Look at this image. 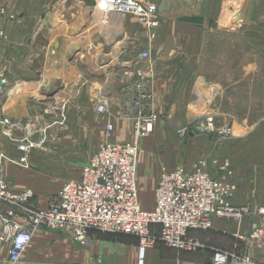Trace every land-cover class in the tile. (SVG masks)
<instances>
[{
  "label": "crops",
  "instance_id": "1",
  "mask_svg": "<svg viewBox=\"0 0 264 264\" xmlns=\"http://www.w3.org/2000/svg\"><path fill=\"white\" fill-rule=\"evenodd\" d=\"M143 1L155 3L162 17V25L157 31L154 43L148 42L146 34L133 24L132 19L131 22L128 21L129 24H124V31L113 39L106 38L103 33L93 36L94 24L101 30L106 27L100 26L91 17L93 8L91 0H34L35 8H38V22H31L32 38L27 46L24 41L27 36L26 31H19V29L17 36L13 38L9 30L10 23L5 22L2 29L7 36L4 39L0 37V83H4V97L0 103V112L12 120H23L31 112L30 110L35 108L32 107L33 102L41 104L38 103L41 99L31 96L33 93L38 91L41 95V89L47 91L56 88L62 81L73 85L77 74L83 75L91 82H93L91 79L103 81L108 76L114 85L110 86V90L117 92L115 75L121 74V70H125V62L135 57L137 50L133 47L136 45L139 48L138 53L142 49H151L159 59L158 75L153 82L154 109L159 114L167 116L173 123L181 124L186 122V119L196 118L201 107L206 106L205 102L199 101L198 98L200 94L211 89L212 83L202 79L198 75L200 68H194V65L197 66L201 60H208L210 64L217 65L210 61L217 58L211 52L212 45L215 48L218 44L225 45V58H233V54L239 57L240 68L245 76L264 73V33H261L264 31L258 30L261 22H264V0ZM46 7L48 14L43 18L40 12ZM22 23L20 28L27 27L26 22ZM250 27L255 28L257 39H260L256 51L249 50L247 32ZM234 41H241V44L244 41L245 46L238 47L237 52H234ZM227 51L231 53L228 54ZM78 56L84 58L78 60ZM29 75L31 78L28 81L20 80L19 76ZM90 75L92 78L89 77ZM21 83L27 88L30 83L32 85L30 89L28 88L29 95L26 97L14 94ZM99 83L104 82L93 83L94 88L103 87ZM66 84L64 86L68 88ZM242 87L243 92L246 91L243 98L248 97L249 102L247 106L244 104L245 101L241 105V114H243V108L245 110L242 123L249 122L245 117L253 112L258 114V118L259 115H263L264 122V107L253 102V99L259 96L253 93L258 86L252 83L246 89L243 83ZM226 91H230V88ZM84 92L85 95L81 98L80 114L77 109H72L68 113L64 136L74 137L81 142L75 129L78 124L82 127L85 125L93 129L98 128L96 140L87 133L82 136L83 141L87 140V147L82 146L74 150L73 147L57 149L56 155L50 158L51 161L46 163L33 161V163L29 162L28 166H24L20 164L16 151L21 135L14 134L6 137L0 132V145L7 154L5 174L12 189L16 192H22L28 188L34 190L36 194L34 203L40 209L47 208L50 198L57 195L67 181L80 178L83 168H80L81 161L87 159L83 164L85 165L104 142L105 121L99 122L94 114L95 111L90 107L96 92L88 86L83 90V94ZM232 98L233 96L226 93L227 102L224 108H221L220 104L219 107L215 106L216 108L208 107L209 111L221 115L225 124L236 121L238 114L233 106ZM39 106L35 109H41V105ZM204 110L207 109L201 111ZM111 121L116 130L110 141L131 142L134 135L133 126L129 123L121 124L116 115L111 118ZM261 131H264V125L258 126L252 137H256ZM57 157H62V160L65 158L64 164L58 162L60 159ZM160 163L150 150L143 149L139 161L138 187L139 201L145 211H153L155 208V191L164 172V168H160ZM76 167L80 171L78 178H75L74 173H70ZM177 167L174 166L171 169L165 167V169L172 172ZM187 169L191 168L187 167ZM145 193L152 196L153 199L150 202L142 200ZM250 227L251 222L248 219L237 224L215 220L212 230L194 231L190 232V235L198 238L205 246L238 253L243 246L238 235L247 236L250 233ZM151 232L159 235L161 227L154 225L151 227ZM88 238L89 243L83 245L60 232L39 229L24 254L23 264H139L140 242L137 236L92 230ZM213 257L212 249H205L196 254L180 252L169 249L160 242L146 251L144 264H213ZM7 259L8 247H5L0 250V264H6Z\"/></svg>",
  "mask_w": 264,
  "mask_h": 264
},
{
  "label": "built area",
  "instance_id": "2",
  "mask_svg": "<svg viewBox=\"0 0 264 264\" xmlns=\"http://www.w3.org/2000/svg\"><path fill=\"white\" fill-rule=\"evenodd\" d=\"M98 3V1L96 0ZM125 19L130 17L145 32L148 42L156 40L162 17L159 7L143 0H113ZM6 16L0 6V19ZM0 30V37H6ZM138 61L152 67V50L142 49ZM132 69H130L131 71ZM130 73L121 89L126 100L121 104V119L132 121L133 141L113 143L115 125L111 121L109 97L103 87H95L92 103L95 113L106 121L108 142L102 143L82 168L79 179L67 181L57 195L52 196L46 209L36 207L34 190L22 192L12 189L5 174L7 154L0 145V250L8 247L6 264H23L24 254L39 229H48L69 236L83 245L89 243L90 231L111 234L135 235L139 238V264H144L146 251L162 243L169 249L200 253L214 251L213 264H264V207L235 206L230 203L236 187L223 183L203 169L204 162L197 163L191 171L183 167L173 172L165 170L155 192L153 211L142 209L139 201L138 159L142 139L151 135L159 116L152 110L153 70L139 73L133 79ZM0 83V103L4 94ZM68 102H58L54 97L43 112V119L28 116L26 120H12L0 112V132L11 137L20 134L16 146L19 162L28 166L35 149L45 151L50 140H60L58 132L67 128ZM207 132H215L223 138H231V127L216 124L214 115H207L202 123ZM185 137L189 130L179 131ZM37 137V139L35 138ZM226 164L223 169L227 170ZM251 222L247 236L238 235L243 246L237 252L205 246L190 232L208 231L215 220L241 223ZM160 226L161 233L151 232L152 226Z\"/></svg>",
  "mask_w": 264,
  "mask_h": 264
},
{
  "label": "rangeland",
  "instance_id": "3",
  "mask_svg": "<svg viewBox=\"0 0 264 264\" xmlns=\"http://www.w3.org/2000/svg\"><path fill=\"white\" fill-rule=\"evenodd\" d=\"M91 1L93 3L91 17L93 18V20H96V22H98V17L100 14H96V10H100V8L98 7V3L96 2V0ZM33 2L34 0H0V6L3 8L5 7L6 9V16H3L0 19V30L4 34H6V32L2 28L5 22H9V30L12 32L13 38L17 36V31L19 29V31H26L27 36L24 38L26 46L31 43V22H38V8H35L36 5ZM40 13L44 18V16L48 14V8L46 7L45 10L42 9ZM125 20H127V22H125L124 24H129V22H131L130 17H127ZM22 22H26L27 27L20 28L23 25ZM133 24L137 25L141 29V27L135 22H133ZM259 29L264 31V22H261L258 30ZM141 31L145 33L142 29ZM92 32L94 34L93 36L98 34L102 35V30L99 27H96L95 24L92 27ZM247 33L249 35V50H258L257 45L258 40L260 39H257L255 28L250 27ZM5 36H7V34ZM105 37L107 38V36ZM2 39H4V37H2ZM230 46L231 45H229V47ZM233 46L234 52H237V48L241 46L244 47L245 44L244 41L242 42V44L241 41H234ZM133 48H136L138 53V46L136 45ZM232 49V47L231 50L230 48H227V50H230L231 52ZM230 51H227L229 52L228 54L231 53ZM211 52L217 58L211 59L210 61L217 63V65H215L214 63L210 64L208 60H201V62L197 66L194 65V68H200L198 70V75L201 76L202 79L212 83L211 89L208 92L200 94L198 98L199 101L203 103L205 102L206 106L204 105L203 107H201V109L198 111L199 115L196 118H192L190 120L186 119V122H182L181 124H179L171 122V120L167 116L159 114L157 111H155L153 98L152 110L159 116V121L153 127L151 135L142 139V144H140L141 150L138 163L140 161L141 152H143V149L145 148L150 150V152L156 157V159L161 162L160 168L163 167V171L166 170L165 167L171 169L174 166H178L176 169L183 167L185 170L191 171L197 163L204 162L205 164H203V169L207 171V173H209L217 180L222 181L223 183L232 184L236 187V192L230 201L232 205L242 204L240 206H250L253 208H255V206L264 207V131H261L256 137H252L258 126L264 125V122L262 121L263 115H259L258 118V114L253 112L251 115L245 117V119H248L249 122L242 123V115L245 111L244 108L243 114H241V105L243 104V102L245 101V106L249 104L247 100L248 97L243 98V95L246 94V91L243 92V87L241 88V84L243 83H245L246 89L247 86H250L252 83H255V85L258 86V88H255V92L253 93H256L257 96H259L256 99L254 98L253 102H256L261 107H264V73L250 74L248 76H245L240 68L241 59L239 57H235L233 54V58H225V45L218 44L216 48L214 47V45H212ZM78 57V60L84 58L82 56ZM94 61L96 62V60ZM158 62L159 59L153 53V51L151 68L150 66L138 61L137 54L132 59L126 61L125 70H121V74L115 75L116 86L118 88L117 92L110 90V86L113 87L114 85L112 84V80H109L107 75L106 78L108 80L105 79L103 81H97L96 79H91L93 80V82H91L83 75L77 74V79L74 80L73 85H68L65 82L63 83L62 81V87L60 86L61 84H58L60 87L56 86V88H52L47 91L41 89V95L38 91L31 95L35 98L41 99V102H38L41 104H35L34 102L32 103V101H30V103H32V107L38 108V106L41 105V109L36 110L35 108H32V110H30L31 112L26 116V118L28 116H36L37 114L40 119H43L44 110L42 109L45 108L46 110L54 97L58 99L59 103L68 102L66 108L67 113H69L72 109H77L80 114L81 98L83 97V95H85V92L83 94V90L88 86L89 89H93L95 91L93 83L97 84L98 82H104L99 84L104 87V94L109 97L110 102L112 103L113 101L111 106V117H114V115H116L117 120L121 124L129 123L133 126L134 129L132 121H126L121 119L120 117V106L126 100V98L121 93V89L126 83H128L127 79L130 73H134V75L132 76L133 79H138L140 78V72L142 74H147L149 73V70L152 69L154 73V77L152 79L153 91V82L158 75ZM130 69L132 70L130 71ZM19 77L22 81H28L31 78V75ZM89 77L92 78L91 75ZM65 84L68 86V88L64 86ZM31 86L32 85L30 83L28 85V88L30 89ZM28 88L25 87V84L21 83L20 86H18L14 91V94L16 96L26 97L27 95H29ZM227 88H230V91H226ZM21 90H23V92H21ZM226 93L230 96H233V106L237 109L238 113L236 116V121H232V124H225L221 115L208 110V107L216 108L215 106L219 107V104L221 105V108H224V104L225 102H227V100L225 99ZM90 107H92V109L95 111L93 104L90 105ZM202 109L207 110L201 111ZM207 115H214L217 125L231 127L233 129V136L231 138H223L220 134L215 132L207 133L203 129L202 125ZM26 118H24V120H26ZM96 118L99 119V122H104V119L97 114ZM104 126L105 139L103 143H106L109 140L106 136V121ZM85 127V125L82 127L80 124H78V126L75 128L77 129V137L81 140L82 143L77 141L74 137L66 138L64 136V131L66 129H64L63 131L59 130L58 136L61 139L57 141L50 140V142L46 145L45 151L40 149H35L34 151H32L29 162H49L51 161L50 158L56 155L55 153L57 149L73 147L74 150L82 146L87 147V140L83 141L84 139L82 138V136L87 133V135L92 136L94 140H96V137L98 136V128L96 129L94 127L93 129L91 126H87L86 128ZM178 127L180 128L178 129ZM182 129L189 130V133H187L185 137H182L179 133V131ZM35 138L37 139V137ZM18 155L21 154L18 153ZM66 158L68 159L69 157ZM59 159L60 161L58 162H62L64 164L65 158L63 160L62 157ZM86 160L87 159L81 161L80 168L84 166L83 164ZM226 164L228 165V167L227 170H224L223 167ZM187 167L191 169L188 170ZM77 169L78 167H76L73 172L72 170H69L70 173L75 174V178H78V175L80 174V171ZM137 183L139 184V164ZM154 189L155 186L153 187V191ZM152 199L153 198L149 193H145L142 196V200L144 202H150Z\"/></svg>",
  "mask_w": 264,
  "mask_h": 264
},
{
  "label": "bare ground",
  "instance_id": "4",
  "mask_svg": "<svg viewBox=\"0 0 264 264\" xmlns=\"http://www.w3.org/2000/svg\"><path fill=\"white\" fill-rule=\"evenodd\" d=\"M97 1L98 7L100 8V10H96V14H100L98 17V23L100 26L102 25L106 27L105 29H102V33L105 34L108 38L113 39L116 35L121 34L124 31L125 17L119 10V7L116 5V3L113 2V0ZM110 11L111 13H109ZM107 13L109 14L107 15ZM21 92H23V90H21Z\"/></svg>",
  "mask_w": 264,
  "mask_h": 264
},
{
  "label": "water",
  "instance_id": "5",
  "mask_svg": "<svg viewBox=\"0 0 264 264\" xmlns=\"http://www.w3.org/2000/svg\"><path fill=\"white\" fill-rule=\"evenodd\" d=\"M197 131H198V129H197Z\"/></svg>",
  "mask_w": 264,
  "mask_h": 264
}]
</instances>
